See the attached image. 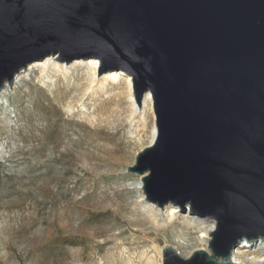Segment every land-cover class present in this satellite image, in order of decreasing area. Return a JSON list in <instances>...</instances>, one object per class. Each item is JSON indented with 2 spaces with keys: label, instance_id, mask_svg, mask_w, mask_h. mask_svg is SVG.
<instances>
[{
  "label": "water",
  "instance_id": "water-1",
  "mask_svg": "<svg viewBox=\"0 0 264 264\" xmlns=\"http://www.w3.org/2000/svg\"><path fill=\"white\" fill-rule=\"evenodd\" d=\"M49 56L122 71L157 135L129 173L146 201L211 219L210 253L163 264H235L264 239V0H0V91Z\"/></svg>",
  "mask_w": 264,
  "mask_h": 264
},
{
  "label": "rangeland",
  "instance_id": "rangeland-1",
  "mask_svg": "<svg viewBox=\"0 0 264 264\" xmlns=\"http://www.w3.org/2000/svg\"><path fill=\"white\" fill-rule=\"evenodd\" d=\"M34 70L12 92L24 94L13 140H0V264H146L154 256L163 263L153 246H172L184 258L201 250V235L183 236L179 223L148 234L151 225L134 208L139 194L126 188L139 176L128 169L151 145L154 119L148 110L133 115L126 80L104 83L98 74L92 82L85 66L67 77ZM56 147L53 155H67L50 170L45 156ZM50 175L63 182L50 185ZM247 249L238 262L260 256Z\"/></svg>",
  "mask_w": 264,
  "mask_h": 264
},
{
  "label": "bare ground",
  "instance_id": "bare-ground-1",
  "mask_svg": "<svg viewBox=\"0 0 264 264\" xmlns=\"http://www.w3.org/2000/svg\"><path fill=\"white\" fill-rule=\"evenodd\" d=\"M57 59H58L57 57L49 56L46 59H44L43 61L31 63L30 65L27 66V68L23 69L18 74H16V76L13 79V82L11 83V88H10L9 82H6V84L4 85L2 90L0 91V113H2V115L4 117L2 122L0 123L1 124L0 125V140L2 139V137H8L10 139L13 138L12 137L13 135L11 136L9 133H10V129H11V123L15 119H17L19 116V108L16 106V99L18 100L19 103H21L22 98H23L22 96L24 94L15 97L12 95V92L16 89L21 88V87L23 88V86H25L27 84V82L30 80V78L33 77V75L35 73L34 69L36 67H39V66L42 67V71L44 73L56 72V73H59L60 75H62L64 77H67V75L72 71L73 68H76L78 66L79 67L85 66L92 73V78H93L92 82H95V79L97 78V75H98L99 68L101 66L100 61L97 59L75 60L69 64H67L65 62H60L61 63L60 64L59 61H56ZM123 78L126 80L127 86L129 88V91H130V99H131V107H132L131 111H132L133 115L141 116L142 113L145 114L146 110H148L150 117L154 119V125H153V130H152V137H151L152 138L151 144H152L156 138V135H157V129H156V124H155L156 114L154 111V100H153L152 94L150 92H148L145 95V97L142 101V105H143V112H142L141 108H139V105L136 102L134 89H133V81H132V78L130 76L126 75L122 71L109 72V73H105V75L103 77V82L104 83L112 82L114 84H118L120 81H122L121 79H123ZM22 111H24L27 114H29L31 112V110L28 107L24 108ZM29 116H30V114H29ZM142 120H143V118H142ZM63 133H65V132H63ZM56 151H58L57 147H56V149L54 148L51 151V153H52L51 155L45 156L46 162L50 166L49 167L50 170L53 169L54 165H56V164H63L64 165V159H65V156L67 155V153L66 152H60V154L58 156H55L53 154H55ZM22 152H24V151H22ZM0 154L2 155L1 151H0ZM138 176H139V180L137 182H132V183L128 184L126 189L139 194L138 201L135 203L134 208H136V209L139 208L143 214V217L145 220L144 222H146V224L151 225L150 229H146L147 231H149L148 234H151L152 232H157V233L160 231L163 232L164 230L177 225L176 223H179L181 225L180 229H181V231H183V233H182L183 236L184 235L185 236H191L194 234H200L201 236L197 239V241L200 242L203 246V248L201 250H205V251L210 253L211 251L209 248V244H210V241L212 239V236H210L209 234L213 233L215 231V229H216L215 222L211 219L202 218V217H198V216H194V215L190 214L189 208H187L186 213H182L181 209H179V207H176L172 204H167L164 207H162L163 209H161L158 205H156L152 202L146 201L147 196H146V194H144L143 182H142V178L144 176H142V175H138ZM47 182L50 185H56V184L58 185L61 182H63V179H60V178L55 179L50 175L47 178ZM47 182H46V184H48ZM40 189H42V188H40ZM44 193H46L48 197L52 196L49 191H46ZM36 204L37 203L35 202V207H36ZM136 234H138V233H136ZM152 242L155 243V242H157V240H152ZM156 246H153V247H155V253L157 254V256L162 258L163 252H162V250H160ZM182 247L184 249H186L188 247V244L183 245ZM247 248H249V250L256 249L257 252L260 253V256L258 258L254 257L250 261L246 260L247 262H238L237 261L238 258L240 260L241 259L243 260L246 258V253L248 252ZM231 262H233L235 264H264V239H260L257 242H246V240H243L240 243V245L232 252ZM146 264H163V263H162V260L160 262V261H158L157 257L154 256V258L148 257Z\"/></svg>",
  "mask_w": 264,
  "mask_h": 264
}]
</instances>
